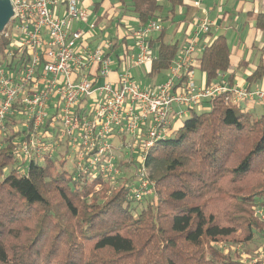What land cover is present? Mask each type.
I'll return each instance as SVG.
<instances>
[{
    "label": "trees",
    "instance_id": "obj_1",
    "mask_svg": "<svg viewBox=\"0 0 264 264\" xmlns=\"http://www.w3.org/2000/svg\"><path fill=\"white\" fill-rule=\"evenodd\" d=\"M119 1L139 25L163 20V0ZM166 1L172 12L183 3ZM256 26L264 28L263 14L256 16ZM164 34L161 29L155 38L147 76L167 71L179 50ZM11 44L0 34V55ZM198 66L206 84L228 71L223 34L204 47ZM263 77L264 62L247 81ZM7 120L8 133L0 139V264H237L229 249L212 242L264 237V223L254 213L264 208V115L254 117L222 96L207 110H192L171 136L148 150L156 198L137 214L124 183L101 182L94 190L98 179L83 175L74 181L71 172L57 170L50 155L19 165L12 140L21 130H12L13 117Z\"/></svg>",
    "mask_w": 264,
    "mask_h": 264
},
{
    "label": "built area",
    "instance_id": "obj_2",
    "mask_svg": "<svg viewBox=\"0 0 264 264\" xmlns=\"http://www.w3.org/2000/svg\"><path fill=\"white\" fill-rule=\"evenodd\" d=\"M201 1L192 0V4L198 7ZM10 3L12 16L0 32L12 42L0 55V135L4 138L8 133L7 118L13 117L12 130H21L12 140L17 159L42 162L50 155L56 162L71 160L74 181L83 175L98 179L95 190L101 182L124 183L126 199H155L147 153L156 141L172 135L183 115L194 108L209 109L217 96L241 109L252 102L264 106V87L228 79L195 83L194 54L206 46H199V37L215 25L206 16L198 19L195 35L179 48L166 80L143 88L131 79L130 69L155 58L148 39L162 29L157 20L132 28V47L123 44V52L112 56L111 40L90 48L85 32L72 28L78 22L86 23L88 29L95 26L88 22L79 0ZM207 103L209 108H204ZM126 134L131 135V144H111L112 138L123 139ZM132 148L137 150L136 159L129 153ZM121 163H133L135 171L119 180L120 174H126L119 168ZM254 213L264 223V208L256 207ZM256 262L264 264V253Z\"/></svg>",
    "mask_w": 264,
    "mask_h": 264
},
{
    "label": "crops",
    "instance_id": "obj_3",
    "mask_svg": "<svg viewBox=\"0 0 264 264\" xmlns=\"http://www.w3.org/2000/svg\"><path fill=\"white\" fill-rule=\"evenodd\" d=\"M165 2L163 1V5L168 8L167 14L162 12L161 17L163 20L161 18L156 20L160 24H168L167 33L169 36L167 41H177L180 48L186 38L195 35L198 19L206 16L215 23L211 31L215 30L218 32L222 30L221 34L225 36L230 49V67L228 71L220 73L214 81L220 79L229 80V76L232 73V82L252 88L264 87V77L255 82L247 81V76L251 74L255 67L259 63L264 62V28L256 26V16L258 14L264 15V0H202L198 7L192 4V0H183L181 5L174 7L173 12L170 11L171 7H168V2ZM79 5L86 10L88 22H93L95 26L88 29L86 23L80 22L73 23L71 26L73 29H81L85 32L83 38L88 47L94 48L97 46L98 44L96 43L101 40L102 30L112 27V25H114L115 29L119 26L127 27V32L123 33L120 30H116V34L110 37V40L121 47L123 44L130 48L132 47L133 40L129 32L132 28L141 27L142 25L138 24L136 17L127 8L124 9L122 7L119 0H79ZM164 17L166 18L164 19ZM162 29L166 31V28L162 27ZM158 34L159 32H153L148 39L154 56L156 55L155 48L158 45V41L155 38ZM206 35L199 37V46L210 44L216 37L211 42H207ZM128 40L132 41L131 44H128ZM104 41L102 39L100 43ZM200 53V51H196L194 54L195 66L193 70L197 69L200 71L198 76L194 73V81L197 85H202L206 82L205 74L198 66ZM145 66L147 73V64ZM165 72L167 73V71ZM146 73L145 76H147ZM243 74L245 75L244 78ZM110 77L113 78L114 75L111 74ZM244 110L250 111L254 117L264 115V106L256 102L248 104ZM62 160L64 158L60 159V161ZM65 161L66 159L63 164L61 163L62 167ZM71 164L73 165V162Z\"/></svg>",
    "mask_w": 264,
    "mask_h": 264
},
{
    "label": "rangeland",
    "instance_id": "obj_4",
    "mask_svg": "<svg viewBox=\"0 0 264 264\" xmlns=\"http://www.w3.org/2000/svg\"><path fill=\"white\" fill-rule=\"evenodd\" d=\"M164 2L166 0H163ZM167 3V2H165ZM168 4V3H167ZM168 7L170 8L169 4H168ZM167 9L165 6L162 10L163 13L167 14ZM162 27L166 28V31H165V34L167 33V28H168V24L166 23L165 24H161ZM116 30H120L121 32L123 33H126L127 32V27H118L117 29L114 28V25H112V27H108L107 29H104L102 30V33H101V40H99V43L103 40H110V37H112L114 34H116ZM222 33V30L220 31H215V30H212L211 32H209L207 35H206V38H207V42H211V40ZM168 33L164 36V40L167 41L168 39ZM130 39V38H128ZM172 39V38H171ZM131 40L129 41L128 40V44H131ZM99 43H96V44H99ZM123 52V49L122 47L119 45L115 48V50L111 53L112 56H114V54H118L120 55L121 53ZM114 68V67H112ZM146 66L145 65H142L140 67H134V68H131L130 69V73H131V79L137 83L139 86L143 87V88H152L153 86H156L160 83H162L163 81L166 80L167 78V73L164 71V72H161V73H158V74H153L151 76H145V73H146ZM194 73L198 76L200 74V71L195 69ZM243 78H244V74L242 75ZM204 108L208 107L209 108V104H204L203 105ZM203 109L201 108H194V111L195 112H199V111H202ZM190 115V113H188L187 115H183L181 118H180V121L186 117H188ZM19 124V123H18ZM20 126V125H19ZM176 126V124L174 125V127ZM3 136L0 135V139H2ZM132 142V138H131V135H124L123 139L121 138H112L111 139V144L114 146V147H117V146H121L123 147L122 145L125 143V144H131ZM125 151L128 152L127 149H124ZM123 150V152H124ZM132 152V153H131ZM114 153L117 155L119 154L117 150L114 151ZM131 153V156L133 158L136 159L137 157V150H133V148L131 149V151L129 152ZM122 159L123 157L120 156L119 158V162H122ZM23 160L21 159H18V164H22ZM59 159L57 160V162L55 163V166L57 168V170L61 171V169H64V170H67V171H71L72 169V164H71V160H66L65 161V164L63 165V167L60 166L61 163H59ZM16 164V163H15ZM10 168V167H9ZM6 169V171L9 170ZM126 174L123 175L120 174L119 175V180L124 177H129L131 172L135 171V167L132 164L129 165V169H126ZM108 183L109 185H119L118 183L116 184H112V183H109V182H106ZM101 188V187H100ZM95 190V189H94ZM148 199H151L150 197H147V198H144L142 199L141 201L137 202V201H132L131 202V205H135L136 208H134V214H137L138 210L140 208H142L145 203L147 202ZM239 232H237L238 234ZM212 245H214L217 248H219L218 246H220L221 248H223L224 250H227L228 249L230 250V253H229V258L232 260V261H236L237 264H259L258 262H256L257 260L259 261V259L262 257L263 253H264V237H258V236H255L252 240L248 241L247 243H242V242H232V241H224V240H221L219 242H212ZM215 264H219V263H215Z\"/></svg>",
    "mask_w": 264,
    "mask_h": 264
},
{
    "label": "water",
    "instance_id": "obj_5",
    "mask_svg": "<svg viewBox=\"0 0 264 264\" xmlns=\"http://www.w3.org/2000/svg\"><path fill=\"white\" fill-rule=\"evenodd\" d=\"M12 13L10 0H0V32L10 20Z\"/></svg>",
    "mask_w": 264,
    "mask_h": 264
}]
</instances>
